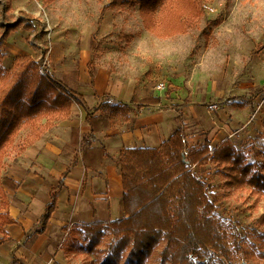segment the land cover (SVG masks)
<instances>
[{
	"label": "rangeland",
	"instance_id": "obj_1",
	"mask_svg": "<svg viewBox=\"0 0 264 264\" xmlns=\"http://www.w3.org/2000/svg\"><path fill=\"white\" fill-rule=\"evenodd\" d=\"M139 5L140 0H54L48 5L0 0V90L18 79L17 72L9 76L17 68L15 55L30 57L39 73L57 80L89 60L92 68H104L99 70L102 84L105 71L116 73L135 83L138 97L149 83L160 99L154 106L162 111L160 127L174 122L188 148L208 141L206 161L189 167L215 202L211 215L228 253L202 252L192 264H264V0H198L192 10L184 0H163L150 11H140ZM146 15L154 17L153 29L168 34L149 31ZM183 18L188 27L169 33ZM7 27L12 30L4 37ZM82 88L90 103L91 88ZM49 124V116L35 126L21 121L0 150V202L7 203L0 212L8 211L7 193L16 189L10 173L17 172L19 161L26 163L22 153ZM216 149L221 153L216 155ZM82 227L65 230L59 239L64 245L71 240L70 260L63 256L50 264H171L160 255L165 246L160 236H152L150 244H144L145 237L135 246L130 240L113 251L109 245L117 239L110 231L92 233L90 241Z\"/></svg>",
	"mask_w": 264,
	"mask_h": 264
},
{
	"label": "trees",
	"instance_id": "obj_2",
	"mask_svg": "<svg viewBox=\"0 0 264 264\" xmlns=\"http://www.w3.org/2000/svg\"><path fill=\"white\" fill-rule=\"evenodd\" d=\"M53 1L42 0V3L48 5ZM162 1L140 0V11H150ZM184 1L190 10L196 9L195 4L198 0ZM18 13L29 17L22 10H18ZM174 16L177 19L180 15ZM154 20L153 16L146 15L144 17L146 28L153 33L157 32L158 36L168 34L153 29ZM180 20L182 25L173 30L170 29L169 33L184 31L188 27L187 18ZM12 27L6 28L4 37L9 34ZM93 43L94 36L90 39V44ZM13 62L17 68L13 69L9 76L13 78L17 72L18 79L12 85L8 83L7 86L2 85L0 90L1 93H5L0 100V150L8 144L11 133L21 121L35 126L34 124L41 117H67L72 104H77L86 110L85 121L90 126V135L106 128L108 123L117 116H123L125 120L130 119L129 113L133 110L128 104L111 103L106 100L95 107L94 111L100 112L94 115L82 94L57 79L39 73L37 65L34 64L35 61L30 57L15 55ZM30 63H33L31 66L34 72L29 69ZM91 66L92 62L89 61L87 64L89 84L93 86L96 70L94 65L93 68ZM148 85L149 83L143 86L141 97L137 96L135 87L129 101L135 109L159 104L160 99L152 95ZM15 110L18 112L14 116ZM47 124L48 120L42 127H46ZM207 153L208 141L206 140L193 147H186L180 127L175 128L171 135L161 142L158 149L149 147L121 149L118 163L122 187L120 205L123 217L106 224L95 222L82 225V229L86 232L85 236L92 241L101 230L110 231L117 239L115 243L109 245L113 247V251L120 248L121 244L126 245L130 240L135 246L136 241L143 240L144 237L146 238L144 244H150L149 239L152 236H155L154 240L160 236L165 240V246L160 251V255L171 264H192V258L200 260L202 252L208 251H213L217 255H226L228 250L223 245V234L211 215L215 202L209 197L207 185L189 167L191 164L205 162ZM215 153L218 155L221 150L216 149ZM105 155L103 146L91 147L89 142L83 145L81 152L84 167L95 171L102 167ZM75 163L73 161L69 165L63 176ZM9 182V185L13 186L12 181L9 180ZM2 186H4L3 182ZM61 186L62 181L59 180L57 185L51 187L49 191L50 200L39 221L42 226L40 231L43 230L56 208L57 193ZM6 204V201L0 202V209ZM4 209L0 212L1 234H4V225L15 223L8 211ZM92 233H96L95 236L90 235ZM5 240L4 236L0 237V243Z\"/></svg>",
	"mask_w": 264,
	"mask_h": 264
},
{
	"label": "crops",
	"instance_id": "obj_3",
	"mask_svg": "<svg viewBox=\"0 0 264 264\" xmlns=\"http://www.w3.org/2000/svg\"><path fill=\"white\" fill-rule=\"evenodd\" d=\"M6 43L9 45L8 41ZM88 62L85 60L78 69L65 71L63 79L59 80L82 94L94 115L100 112L94 111L95 107L108 100L128 104L133 110L129 113L130 119L117 116L106 128L90 135V126L85 121L87 112L77 104L71 105L67 117H57L56 121V116L49 117L53 124H49L48 130L22 153L26 163L21 161V164L25 167L19 161L17 172L10 173L17 184L15 190L7 193L8 214L15 223L4 225V234L0 233V237L6 239L0 243V264H50L60 258L63 260V256L70 260L69 254H74L73 245L71 240L66 245L61 243V234L79 230L89 223H105L123 217L118 204L122 194L118 163L121 149L158 148L175 129L174 122L165 127L158 125L162 111H157L156 107L135 109L129 101L136 85L122 76L107 75L105 71L102 84L99 70L104 68L95 67L94 84L90 86ZM86 84L91 88L90 103L82 88ZM86 142L91 147L105 149L106 155L98 171L84 167L81 152ZM73 161L75 165L63 176ZM59 180L62 186L57 193L56 208L40 231L39 221L50 200L49 191Z\"/></svg>",
	"mask_w": 264,
	"mask_h": 264
},
{
	"label": "built area",
	"instance_id": "obj_4",
	"mask_svg": "<svg viewBox=\"0 0 264 264\" xmlns=\"http://www.w3.org/2000/svg\"><path fill=\"white\" fill-rule=\"evenodd\" d=\"M157 88H158V89H161V88H162V84H159V85L157 86Z\"/></svg>",
	"mask_w": 264,
	"mask_h": 264
}]
</instances>
